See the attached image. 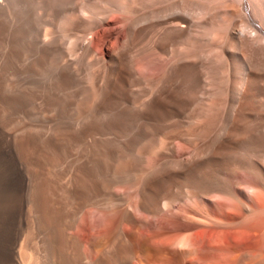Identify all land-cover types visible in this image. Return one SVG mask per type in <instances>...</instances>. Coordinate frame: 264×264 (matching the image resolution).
<instances>
[{
    "label": "bare ground",
    "instance_id": "bare-ground-1",
    "mask_svg": "<svg viewBox=\"0 0 264 264\" xmlns=\"http://www.w3.org/2000/svg\"><path fill=\"white\" fill-rule=\"evenodd\" d=\"M0 264H264V0H0Z\"/></svg>",
    "mask_w": 264,
    "mask_h": 264
}]
</instances>
